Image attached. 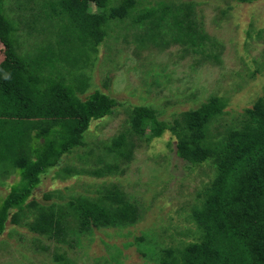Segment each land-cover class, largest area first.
<instances>
[{
  "label": "trees",
  "instance_id": "16d2710c",
  "mask_svg": "<svg viewBox=\"0 0 264 264\" xmlns=\"http://www.w3.org/2000/svg\"><path fill=\"white\" fill-rule=\"evenodd\" d=\"M4 1L0 0V183L11 170L18 180L0 199V233L10 220L55 242L69 243L73 233L135 223L139 208L115 183L100 185L95 195L65 199L59 194L46 204L26 203L39 175L85 145L83 134L91 121L120 105L100 89L82 98L89 84L82 67L88 66L91 52L107 35L109 21L116 18L128 17L141 27L142 42L162 48L179 43L185 53L198 56L196 63L219 64L222 44L203 28L192 1H159L138 8L135 0H120L114 6H108V0H41V10L19 21L27 32L52 26L49 40L20 51L19 21L12 10L6 12ZM37 18L45 25L36 27ZM226 106L224 97L211 95L166 121L151 106L132 105L126 110V125L100 143L104 156L99 153V160L106 154L113 160L87 169L93 176L123 173L121 165L130 162L138 142L165 130L174 135L178 158L211 166L212 178L197 192L190 209L194 237L161 249L158 264H264V94L243 109L234 126L220 123ZM55 258L60 261L55 264H65L63 255Z\"/></svg>",
  "mask_w": 264,
  "mask_h": 264
},
{
  "label": "rangeland",
  "instance_id": "374dc122",
  "mask_svg": "<svg viewBox=\"0 0 264 264\" xmlns=\"http://www.w3.org/2000/svg\"><path fill=\"white\" fill-rule=\"evenodd\" d=\"M114 6L120 0H108ZM159 1H192L203 28L222 44L220 63H196L197 55L185 53L179 43L162 48L139 39L141 27L131 19L109 21L105 39L92 51L82 71L88 77L85 98L100 89L120 105L111 114L91 121L83 134L85 145L63 155L58 164L39 175V182L26 203H49L76 195H95L96 188L115 183L139 208L133 224L93 228L73 233L69 243L55 242L30 231L23 223L7 220L0 233V264H55L63 255L65 264H158L161 249L194 237L190 217L197 192L212 178L211 166L192 165L175 154L174 135L142 139L123 173L93 176L87 169L113 159L99 160L101 141L126 125V110L132 105L155 108L159 118L170 121L184 110L196 108L211 95L227 100L220 118L223 126L236 125L243 109L264 94V0H135L142 8ZM41 0H5L6 12L17 20L31 18L41 10ZM17 3V4H16ZM18 6V8H17ZM26 8V11L23 9ZM45 22L37 18L36 27ZM46 31H28L18 22L20 48L31 49L49 40ZM55 35L53 34L51 38ZM1 49V46H0ZM21 51V50H20ZM0 50V61L2 60ZM93 148L94 152H88ZM71 169L66 171V169ZM0 183V199L9 184L18 180L10 171ZM49 194L50 196L46 197ZM185 231V232H184Z\"/></svg>",
  "mask_w": 264,
  "mask_h": 264
},
{
  "label": "crops",
  "instance_id": "0c3cea01",
  "mask_svg": "<svg viewBox=\"0 0 264 264\" xmlns=\"http://www.w3.org/2000/svg\"><path fill=\"white\" fill-rule=\"evenodd\" d=\"M20 40H21V39H20V37H19L18 40H17V42H19V43H18V46H19V47H20V45H21V43H22V42H20ZM19 44H20V45H19ZM22 49H23V48H20V50H22Z\"/></svg>",
  "mask_w": 264,
  "mask_h": 264
}]
</instances>
